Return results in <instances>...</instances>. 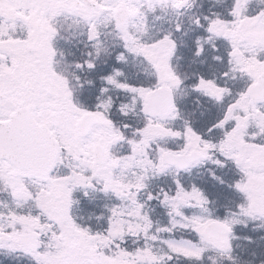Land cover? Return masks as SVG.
<instances>
[{
    "label": "snow or ice",
    "instance_id": "6c2138e0",
    "mask_svg": "<svg viewBox=\"0 0 264 264\" xmlns=\"http://www.w3.org/2000/svg\"><path fill=\"white\" fill-rule=\"evenodd\" d=\"M0 264H264V0H0Z\"/></svg>",
    "mask_w": 264,
    "mask_h": 264
}]
</instances>
